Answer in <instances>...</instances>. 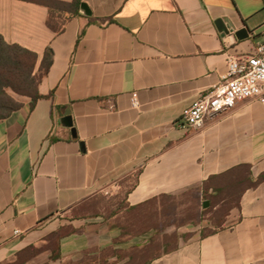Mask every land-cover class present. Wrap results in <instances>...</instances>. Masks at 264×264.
<instances>
[{
  "label": "crops",
  "instance_id": "crops-1",
  "mask_svg": "<svg viewBox=\"0 0 264 264\" xmlns=\"http://www.w3.org/2000/svg\"><path fill=\"white\" fill-rule=\"evenodd\" d=\"M83 3L90 15L59 10L55 29L47 6L0 0V34L38 53L36 72L53 54L42 97L0 119V264H264V106L246 100L181 126L222 82L227 56L264 40V0ZM230 188L225 212L184 226L168 248L131 229L182 195L213 212Z\"/></svg>",
  "mask_w": 264,
  "mask_h": 264
},
{
  "label": "built area",
  "instance_id": "built-area-1",
  "mask_svg": "<svg viewBox=\"0 0 264 264\" xmlns=\"http://www.w3.org/2000/svg\"><path fill=\"white\" fill-rule=\"evenodd\" d=\"M227 67L221 83L202 92L183 110L181 126L200 128L208 118L231 110L246 100H257L264 106V40L250 55L229 54ZM133 104L138 105L136 95ZM20 232L15 230L16 234Z\"/></svg>",
  "mask_w": 264,
  "mask_h": 264
},
{
  "label": "trees",
  "instance_id": "trees-1",
  "mask_svg": "<svg viewBox=\"0 0 264 264\" xmlns=\"http://www.w3.org/2000/svg\"><path fill=\"white\" fill-rule=\"evenodd\" d=\"M26 1L40 3L50 9L48 23L52 28H55L53 21L56 20L59 10L67 11L72 15H79L83 3V0H73L72 2L60 0ZM38 58L37 52L17 43H8L0 34V119L8 117L23 105L22 101L12 95L10 90L18 95L31 97L33 105L42 97L39 92V84L42 77L50 70L53 54L50 49L46 51L39 74L35 71ZM242 171L243 174L239 176L240 179L247 175L245 174L246 168H242Z\"/></svg>",
  "mask_w": 264,
  "mask_h": 264
},
{
  "label": "rangeland",
  "instance_id": "rangeland-1",
  "mask_svg": "<svg viewBox=\"0 0 264 264\" xmlns=\"http://www.w3.org/2000/svg\"><path fill=\"white\" fill-rule=\"evenodd\" d=\"M56 24V20L53 21ZM39 74V72H36ZM17 99L21 100L22 95H18L11 91ZM237 194L235 189H224L217 193L216 197L211 198L212 203L220 204L217 209L202 208V204L198 205L196 198L179 196L175 198L165 199L162 206L150 207L139 220L134 219L131 224L133 228L142 233L152 232L149 248L158 250L159 247L168 248L175 244L176 239L183 237L185 233L184 226L194 227L203 222L205 219L218 217L225 212L229 206L236 200ZM106 205L111 209L112 201L108 200ZM198 205V206H197ZM201 208V209H200ZM201 210V213L200 211ZM130 224V225H131ZM160 249V248H159Z\"/></svg>",
  "mask_w": 264,
  "mask_h": 264
},
{
  "label": "water",
  "instance_id": "water-1",
  "mask_svg": "<svg viewBox=\"0 0 264 264\" xmlns=\"http://www.w3.org/2000/svg\"><path fill=\"white\" fill-rule=\"evenodd\" d=\"M81 7L89 15L91 14V11L88 10V7H87V5L85 3H82ZM217 24H218V26L223 27L222 20H217ZM235 35H236L237 38L244 39V38L248 37V35H249L248 29L247 28H243L240 31L236 32ZM62 122H63V124L65 126L71 128L73 137L74 138H77V136H78L77 135V130H76L75 126H74L73 117L71 115V111H70L69 108L66 110L65 116L62 118ZM81 146H82V149L85 150V144H84V142H81ZM204 205H205V207H208L209 206V202L208 201H205Z\"/></svg>",
  "mask_w": 264,
  "mask_h": 264
}]
</instances>
